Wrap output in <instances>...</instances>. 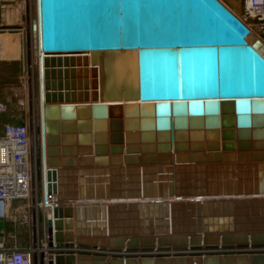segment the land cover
Segmentation results:
<instances>
[{
    "label": "water",
    "instance_id": "1",
    "mask_svg": "<svg viewBox=\"0 0 264 264\" xmlns=\"http://www.w3.org/2000/svg\"><path fill=\"white\" fill-rule=\"evenodd\" d=\"M31 12V166L58 199L50 254L33 264H264V252L59 249L264 245V30L222 0H32Z\"/></svg>",
    "mask_w": 264,
    "mask_h": 264
},
{
    "label": "built area",
    "instance_id": "2",
    "mask_svg": "<svg viewBox=\"0 0 264 264\" xmlns=\"http://www.w3.org/2000/svg\"><path fill=\"white\" fill-rule=\"evenodd\" d=\"M3 1L0 0V30L3 29ZM245 14L254 20L261 29L264 27V0H244ZM248 25V24H247ZM253 31L251 25H248ZM8 109V103L0 99V112ZM38 136V135H37ZM37 136L32 140L29 124L20 121H9L4 123L0 134V219H5L11 207L13 198L28 199V210L26 208L24 219L28 217L33 220L35 244L18 246L9 245L4 237L0 236V264H33V255L46 250L47 247V224L46 217L51 208L57 204L55 194L47 193L44 183L41 185L35 179V170L31 166V158L35 159L38 142ZM34 172V179L32 173ZM75 246L59 247L63 252L73 250L74 252L84 251L91 254H101L105 257L113 256H141V255H196V254H226V253H253L264 252V245L245 246H200L175 249H146L132 250L126 246L120 248L90 246L75 249ZM53 252H51L52 254ZM46 264V263H45Z\"/></svg>",
    "mask_w": 264,
    "mask_h": 264
},
{
    "label": "rangeland",
    "instance_id": "3",
    "mask_svg": "<svg viewBox=\"0 0 264 264\" xmlns=\"http://www.w3.org/2000/svg\"><path fill=\"white\" fill-rule=\"evenodd\" d=\"M3 29L0 30V98L8 103V109L0 112V130L5 121L33 123L32 140L37 136L38 103L33 80L29 79L22 64L21 32L25 27L31 38L32 0H2ZM235 10L245 22L252 19L245 14L244 0H222ZM28 199L13 198L9 214L0 228V236L8 244H26L32 240V216L24 219Z\"/></svg>",
    "mask_w": 264,
    "mask_h": 264
},
{
    "label": "crops",
    "instance_id": "4",
    "mask_svg": "<svg viewBox=\"0 0 264 264\" xmlns=\"http://www.w3.org/2000/svg\"><path fill=\"white\" fill-rule=\"evenodd\" d=\"M3 6H4V3H3ZM234 12H236L235 10H234ZM2 14H3V8H2ZM236 14H238L237 12H236ZM239 15V14H238ZM248 25H251V27H252V29H253V31L254 32H256V33H259V32H261V31H263L264 30V27L263 28H259L256 24H255V22H254V20L252 19L250 22H246ZM263 38H264V36H263ZM0 99H2L3 100V98H0ZM5 101V100H4ZM6 122H9V121H5L4 123H6ZM4 123H3V125H4ZM2 129H3V126L1 127V130H0V134L2 133ZM31 242H32V240H30L28 243H26V244H17L16 242H13V243H10L9 245H14V244H16V245H18V246H24V245H27V244H31ZM75 247V249H79L76 245H74ZM81 262L84 264V263H86L87 262V260L86 259H83V260H81Z\"/></svg>",
    "mask_w": 264,
    "mask_h": 264
},
{
    "label": "flooded vegetation",
    "instance_id": "5",
    "mask_svg": "<svg viewBox=\"0 0 264 264\" xmlns=\"http://www.w3.org/2000/svg\"><path fill=\"white\" fill-rule=\"evenodd\" d=\"M224 2V1H223ZM226 4V3H225ZM227 5V4H226ZM228 6V5H227ZM230 8V7H229ZM236 13V12H235ZM238 15V14H237Z\"/></svg>",
    "mask_w": 264,
    "mask_h": 264
}]
</instances>
